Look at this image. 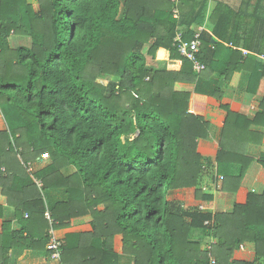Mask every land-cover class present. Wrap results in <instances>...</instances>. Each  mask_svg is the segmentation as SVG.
<instances>
[{
    "label": "trees",
    "instance_id": "obj_1",
    "mask_svg": "<svg viewBox=\"0 0 264 264\" xmlns=\"http://www.w3.org/2000/svg\"><path fill=\"white\" fill-rule=\"evenodd\" d=\"M247 3L236 12L224 4L210 11L206 0H0V114L5 123L0 187L4 191L10 184L14 163L28 183L24 191L36 192L30 204L23 197L17 205L7 194L17 216L25 211L28 218L21 215L19 232L2 225L3 264L10 249L49 255L46 211L55 230L81 217L90 219L88 237L79 238L71 250L61 245V264H121L112 248L115 235L122 237L129 264H209V254L215 264H250L232 259L234 248L244 243L253 244L264 264V196L213 217L185 212L169 196L195 186L201 173L197 141L206 131L188 114L190 94L174 91V84L200 87L217 73L215 90L195 93L220 100V84L235 73H250L249 92L264 78V65L256 61L264 58V0H256L252 9ZM209 12L213 27L198 37L197 60L205 71L196 74L177 53L176 29L185 27L183 41H193L191 26L203 25ZM13 36L28 37L31 47L11 49ZM239 46L250 54L232 49ZM159 49L181 61L178 72L147 68L146 57L155 59ZM258 106L255 118L245 124L264 127V98ZM220 109L227 125L233 118L245 120L231 117L226 106ZM255 137L259 143L260 135ZM43 154L48 165L28 172L23 164L39 163ZM226 154L231 161H224ZM234 155L224 148L217 154L224 178L231 175ZM238 157L243 158L241 179L251 159ZM68 168L75 172L63 174ZM49 189H63L67 200L46 204ZM206 221L213 226H205ZM209 239L217 240L210 251Z\"/></svg>",
    "mask_w": 264,
    "mask_h": 264
},
{
    "label": "crops",
    "instance_id": "obj_2",
    "mask_svg": "<svg viewBox=\"0 0 264 264\" xmlns=\"http://www.w3.org/2000/svg\"><path fill=\"white\" fill-rule=\"evenodd\" d=\"M170 1L173 2V0ZM206 2L210 11L216 4H224L237 12L235 6L241 5L243 0H206ZM175 9L177 10V8ZM209 14L210 12L207 14L203 25L193 24L191 26L190 29L195 33V36H199L202 31L209 32L212 29L214 18H211L212 15L209 16ZM180 19L178 13L177 22ZM185 31V27L178 25L176 34L181 33L183 37ZM8 42L11 49L31 47V42L28 37L13 36L9 38ZM228 47H232V45L230 44ZM232 49L241 52V55L244 57L250 54L241 46L239 48L233 47ZM146 50L147 48L144 49V51ZM252 55L255 56V54ZM260 58V56H257L256 61L264 65ZM146 65L148 69L157 71L178 72L182 63L181 61L170 60L169 53L163 49H159L155 59L149 56L146 57ZM202 72L195 73L201 74ZM249 76L250 73L247 70H242L239 73H235L227 82L220 84V92L223 93V97L220 100L206 96L205 94L195 93V90L199 88L204 93L210 92L212 89L215 90L214 87L216 86L214 83L218 80L217 73L208 76L207 82L199 85L200 87H197V83L185 82H177L173 86L176 92L190 94L188 114H191L197 120L199 119V121L201 120L206 127L204 139L197 141V153L200 156L201 173L198 176L195 186L169 193V196L180 201L182 209L185 212H195L199 205H203L207 210L202 214H210L212 217L214 214H230L234 211L235 207H244L254 198L264 196V127L255 126V124H245L248 121L251 122L259 111L258 102L264 98V78L260 79L256 90L249 92ZM221 106H226L229 109L231 114H233L231 117L239 115L245 120L238 119L235 121V118H233L227 125L226 113L220 109ZM2 121L4 122L0 114V132L5 130V123L1 125ZM255 135H260L259 143ZM223 148L234 151L237 156L241 155V157L251 159L246 165L241 179H237V177L240 175V170L243 166V158H236V155H234L235 162L231 165L230 177L224 178L223 175L218 173L219 168L216 157L218 152ZM226 155V158L223 156L224 161L226 159L227 161H231L230 155ZM48 163L49 160L46 159L41 160L39 163L28 161L27 164L23 165L27 167L28 172L35 174L48 165ZM18 168V164H12L11 172L15 174H10V184L4 191L0 187V207L2 209L0 211V245L3 243V224L9 225V231L11 233L19 232L21 230V215L24 220H26L25 216L28 218V213L25 211L19 212L17 216L15 205L11 206L8 204L7 194L12 198L14 197V203L16 205L23 197L30 204V201L36 194L30 187L27 191H24L28 183L25 185L26 178ZM16 171L20 172V176H16ZM74 172L75 170L73 168L63 170V174L65 175L73 174ZM216 176H221L223 180L219 182ZM41 186L42 184L38 180L37 188L40 189ZM46 194V204L65 202L67 200L63 189H49ZM207 197L209 199H204ZM186 222L189 223L188 220ZM91 233L92 227L90 225V219L88 217H81L73 220L71 227L56 230V237L61 240L62 244L69 246L71 250V248H75L74 245L79 238L85 239ZM24 236H26L25 233ZM4 237H8V235ZM205 241L207 243V240ZM112 248L113 252L119 256L121 264H129L131 262V257L123 256L121 235H115L113 237ZM203 248H205L204 245ZM5 258L7 261L6 264H56L50 260L46 250L10 249ZM232 259L237 262L262 264V259L256 256L252 243H244L236 246L232 253ZM1 261L3 264L4 259L0 252V264Z\"/></svg>",
    "mask_w": 264,
    "mask_h": 264
},
{
    "label": "built area",
    "instance_id": "obj_3",
    "mask_svg": "<svg viewBox=\"0 0 264 264\" xmlns=\"http://www.w3.org/2000/svg\"><path fill=\"white\" fill-rule=\"evenodd\" d=\"M174 1V0H173ZM173 17L175 19L178 18V11L176 9L173 10ZM198 35L195 36V39L191 42H184L183 37L181 33H177L174 39V43L176 44V49L177 53L187 61H190L193 65V69L195 72L200 73L202 72L205 68L204 66L197 60V54L199 52V41H198ZM246 54V53H244ZM262 63H264V58H260ZM48 159V155L43 154L41 156V160H46ZM216 179L221 182L223 178L221 176H216ZM39 185V184H38ZM206 208L203 205H199L197 208V211L199 213H204L206 212ZM45 219L49 223V228H48V244H47V251L49 252V258L50 260L54 261L56 264H61V245L62 242L60 239L56 237V230L53 228V223L54 221L51 218V215L49 211H46L44 213ZM27 218V216H25ZM205 226L207 227H212L213 226V221H206L204 223ZM209 246L207 250H211V246L215 244L214 239H209ZM209 264H215V260L211 255L209 254Z\"/></svg>",
    "mask_w": 264,
    "mask_h": 264
},
{
    "label": "rangeland",
    "instance_id": "obj_4",
    "mask_svg": "<svg viewBox=\"0 0 264 264\" xmlns=\"http://www.w3.org/2000/svg\"><path fill=\"white\" fill-rule=\"evenodd\" d=\"M245 2H248L247 4H248V8H253L254 6V4L256 3V0H243V2H242V4L241 5H238V6H235V9L237 10V11H239L240 9H242L243 8V4L245 3ZM253 2V3H252ZM105 80H107V81H109V80H113V79H109V78H106ZM101 82V81H100ZM104 82V81H103ZM103 82H101V83H103ZM1 125H4V122L2 121L1 122ZM102 209V206L101 207H99V210H101Z\"/></svg>",
    "mask_w": 264,
    "mask_h": 264
}]
</instances>
